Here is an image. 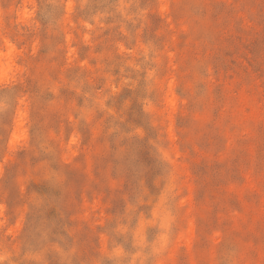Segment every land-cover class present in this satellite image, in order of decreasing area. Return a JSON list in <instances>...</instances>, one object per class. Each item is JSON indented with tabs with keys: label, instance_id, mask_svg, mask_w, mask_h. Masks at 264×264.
I'll return each instance as SVG.
<instances>
[{
	"label": "rangeland",
	"instance_id": "obj_1",
	"mask_svg": "<svg viewBox=\"0 0 264 264\" xmlns=\"http://www.w3.org/2000/svg\"><path fill=\"white\" fill-rule=\"evenodd\" d=\"M0 264H264V0H0Z\"/></svg>",
	"mask_w": 264,
	"mask_h": 264
}]
</instances>
